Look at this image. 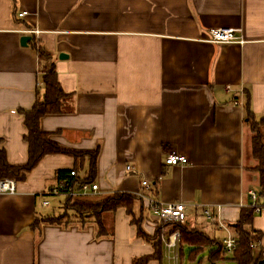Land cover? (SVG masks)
<instances>
[{
  "label": "crops",
  "instance_id": "1",
  "mask_svg": "<svg viewBox=\"0 0 264 264\" xmlns=\"http://www.w3.org/2000/svg\"><path fill=\"white\" fill-rule=\"evenodd\" d=\"M213 28L234 29L245 43H208ZM23 29L40 31L26 36L53 55L68 94L41 129L67 149H98L96 196L137 194L142 180L158 181V201L184 204L187 225L213 247L223 244L225 231L203 210L222 206V221L237 223L258 188L244 104L247 92L256 119L264 118V0H0V150L12 166L28 161L23 113L43 96ZM172 151L189 163L166 165ZM75 165L73 156L48 155L15 194H0V264H133L153 254L124 209L103 214L105 237L93 223L32 229L36 217L60 209L65 197L49 193L56 173ZM143 201L134 215L152 235L159 219ZM252 226L258 255L264 211ZM162 247V261L148 264H172Z\"/></svg>",
  "mask_w": 264,
  "mask_h": 264
},
{
  "label": "trees",
  "instance_id": "2",
  "mask_svg": "<svg viewBox=\"0 0 264 264\" xmlns=\"http://www.w3.org/2000/svg\"><path fill=\"white\" fill-rule=\"evenodd\" d=\"M38 56V66L41 83L43 85V96L37 98L32 109L23 113L24 123L27 129L25 141L28 144V161L21 166H12L8 163L4 150H0V179H14L16 182L24 181L38 163L48 155H70L73 156L76 165L72 170H62L56 173L57 185L65 182L66 188H73L77 181L95 183L97 177V158L98 149L95 151H75L65 148L52 141L50 133L41 129V119L46 115H57L62 112V106L68 97L59 82L56 64L53 55L46 50L40 41L33 38L30 41ZM246 99L244 104L245 123L251 130L252 137V156L257 161L253 169L258 174V202L264 204V118L256 119L252 111L251 97L245 92ZM88 163L85 177L79 174L84 171V164ZM75 172V176L71 173ZM158 181L152 184L150 196L158 201L157 195ZM51 196V195H50ZM62 206L57 212L36 217L32 224V229L40 228L42 224L56 226H70L72 224L84 225L93 223L98 229L99 236H109L103 221V214L115 213L119 209H124L131 217L132 224L138 229V236L153 245L154 252L151 255L134 259L133 264H148L152 260L162 261L163 259V238L175 231L181 233L179 247L180 260L186 253L190 261H199L201 264L204 251L209 249V264L232 261L235 264H259L263 260L262 248L259 254L256 249L261 241V234L253 229V219L255 216L254 208L247 205L241 208L240 219L237 223L230 224L234 235L237 238V248L227 258L224 246L217 243L213 247L211 240L204 233L191 228L184 223H165L157 221L155 232L150 235L142 228L144 218L137 219L134 215L136 203L142 199L133 193L114 192L110 195H97L94 197L65 196ZM141 203V202H140ZM143 212V210H142Z\"/></svg>",
  "mask_w": 264,
  "mask_h": 264
},
{
  "label": "built area",
  "instance_id": "3",
  "mask_svg": "<svg viewBox=\"0 0 264 264\" xmlns=\"http://www.w3.org/2000/svg\"><path fill=\"white\" fill-rule=\"evenodd\" d=\"M19 18H24L26 13H20ZM20 33L24 35L37 36L40 34L36 29H23ZM206 42L211 44H238L243 45L245 43L242 37L236 35V31L231 28H213L209 30ZM228 89V88H227ZM237 104V103H236ZM189 160L187 156L180 154L176 151H172L166 158L165 164L168 166L187 165ZM126 170L132 172V167L127 166ZM75 176V172L71 173ZM152 188V184L148 180H142L140 191L137 195L141 199H145L152 212L158 217L159 221L169 223H184L187 221L186 207L182 203H164L156 201L148 196ZM17 191V182L14 179H0V194L13 195ZM99 191V187L96 183H86L83 181H77L73 188H66L65 182H60L56 188L50 191L51 196L65 195V196H90L96 195ZM248 195L251 199V207L254 208V213L260 214L264 211V204L258 202V193L256 190H250ZM49 201H44V205L48 206ZM222 206H216L215 209L206 207L203 210V215L211 222H215L219 229L225 231L226 238L223 241L224 251L228 254H232L237 248V238L234 235L229 225H226L221 219ZM181 242V233L175 231L167 237L163 238V243L167 253L168 260L173 264H179V247ZM262 255L264 260V248H262Z\"/></svg>",
  "mask_w": 264,
  "mask_h": 264
},
{
  "label": "rangeland",
  "instance_id": "4",
  "mask_svg": "<svg viewBox=\"0 0 264 264\" xmlns=\"http://www.w3.org/2000/svg\"><path fill=\"white\" fill-rule=\"evenodd\" d=\"M94 196H96V195H93V196H89V197H94ZM82 197H84V196H82ZM250 198V197H249ZM251 200V199H250ZM142 201H143V199H142ZM143 202H146L147 204H148V202L144 199V201ZM145 204V203H144ZM148 206H149V204H148ZM150 207V206H149ZM150 209H151V207H150ZM152 211V210H151ZM204 258H203V260H202V262H201V264H207V257H208V254H206V253H204ZM227 258H230L229 257V254H227ZM173 264V263H172ZM179 264H198L196 261H190L189 260V258L187 257V253H186V255H185V257L184 258H181V260L179 259ZM223 264H235L234 262H232V261H225Z\"/></svg>",
  "mask_w": 264,
  "mask_h": 264
},
{
  "label": "water",
  "instance_id": "5",
  "mask_svg": "<svg viewBox=\"0 0 264 264\" xmlns=\"http://www.w3.org/2000/svg\"><path fill=\"white\" fill-rule=\"evenodd\" d=\"M32 38L30 37V36H23L22 38H21V44L23 45V46H26L27 44H28V42L31 40ZM66 55H61L60 56V58L61 59H63L64 57H65ZM259 264H264V260H262Z\"/></svg>",
  "mask_w": 264,
  "mask_h": 264
},
{
  "label": "bare ground",
  "instance_id": "6",
  "mask_svg": "<svg viewBox=\"0 0 264 264\" xmlns=\"http://www.w3.org/2000/svg\"><path fill=\"white\" fill-rule=\"evenodd\" d=\"M31 37V36H30Z\"/></svg>",
  "mask_w": 264,
  "mask_h": 264
}]
</instances>
